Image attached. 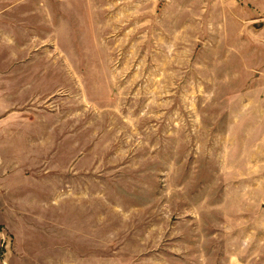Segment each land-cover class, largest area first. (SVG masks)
I'll return each instance as SVG.
<instances>
[{
    "label": "rangeland",
    "instance_id": "374dc122",
    "mask_svg": "<svg viewBox=\"0 0 264 264\" xmlns=\"http://www.w3.org/2000/svg\"><path fill=\"white\" fill-rule=\"evenodd\" d=\"M0 58V264H264V0H0Z\"/></svg>",
    "mask_w": 264,
    "mask_h": 264
},
{
    "label": "crops",
    "instance_id": "0c3cea01",
    "mask_svg": "<svg viewBox=\"0 0 264 264\" xmlns=\"http://www.w3.org/2000/svg\"><path fill=\"white\" fill-rule=\"evenodd\" d=\"M9 69V66L6 69L4 67L0 68V74H8L10 72ZM0 87H3L2 94L0 93L1 106L3 102L2 98H5V85H0ZM2 112H0V127L10 122V117L2 115ZM4 134L5 128L2 127L0 129V136ZM7 152H10L9 148H0V209L9 210L11 207H8L7 204L22 205L23 203H42L44 195L42 185L33 179H26L23 175H20L21 166L18 163H15V169L11 171V168H8L9 164L7 161L10 159L8 158ZM10 155L14 156V153L11 152Z\"/></svg>",
    "mask_w": 264,
    "mask_h": 264
}]
</instances>
